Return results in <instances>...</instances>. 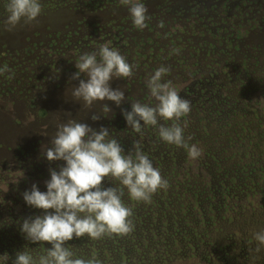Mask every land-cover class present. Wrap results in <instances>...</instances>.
<instances>
[{"label": "rangeland", "instance_id": "374dc122", "mask_svg": "<svg viewBox=\"0 0 264 264\" xmlns=\"http://www.w3.org/2000/svg\"><path fill=\"white\" fill-rule=\"evenodd\" d=\"M140 2L146 6L149 17L147 27L142 30L133 23L130 5L122 4L121 0H109L106 9L101 5L100 9H93L99 0L42 8L37 20L21 21L12 30L7 25L8 12L0 10V69L5 70L0 73V264H12L14 249L15 256L24 250L38 258L51 247L39 242L31 248V242L21 232L24 219L44 214L29 207L23 193L33 184L46 192L49 169L58 171L64 166L63 161L48 162L43 152L44 147L51 146L57 126L69 119L87 123L96 130L102 126L109 128L111 137L118 140L125 154L134 152V145L139 144L161 173H166L168 166L174 170L173 159L179 156L176 163L184 175L171 181L173 185L179 184L183 189L182 183L188 184L190 170L193 177L189 183L202 182L194 174L202 171V167L190 157L189 163H184L182 147L164 142L157 128L150 125H143L142 131L136 132L128 127L122 115L123 110L131 111V103L137 101L154 106L146 85L149 76L162 65L170 68L162 82L170 81L183 98L191 101V112L180 121L185 138L189 145H197L204 150L202 155L209 157L207 165L221 176L217 184L224 194L213 201L203 199L206 217L188 215V201H180L174 211L171 204L160 203L157 194L151 198L152 215L159 208L164 209L162 212L169 211L168 221L165 218L161 224L169 223L168 235L176 234L181 241L175 250L177 261L171 263L264 264V245L255 239L257 232L264 231V194L248 199L249 215L240 214L247 199L238 194L248 187L264 186V0ZM102 44L119 50L134 66L132 77L110 82L113 89L125 91V101L120 107L106 102L110 112L105 110V102L86 106L72 95V87L79 85L78 80L71 78L77 72L75 64L80 55L97 51ZM84 78L87 77L82 74L81 79ZM92 115L100 119L93 121ZM160 123L170 126L173 121ZM167 155L170 158L160 165L158 161ZM103 187L122 190V201L133 212L128 190L121 188L118 180L105 178ZM224 202L234 207L230 211L224 207L220 213L218 207L214 209ZM134 209L140 211L137 219L150 233L146 241H153L157 235L159 239L166 236L162 227L157 229L149 223L146 202ZM211 210L224 219L213 221ZM214 228L218 229L216 234L212 233ZM203 232L207 238L201 244L196 235ZM229 233H234L238 241L248 239L244 249L247 247L249 256H241V245H233L204 260L202 251L204 248L212 251L209 247L212 237L230 243L226 241ZM128 236L103 237L115 242ZM116 245L111 244L108 249L116 251L119 248ZM125 249L128 259L133 260L134 253Z\"/></svg>", "mask_w": 264, "mask_h": 264}, {"label": "clouds", "instance_id": "9594fccd", "mask_svg": "<svg viewBox=\"0 0 264 264\" xmlns=\"http://www.w3.org/2000/svg\"><path fill=\"white\" fill-rule=\"evenodd\" d=\"M121 3L130 5L128 10L135 27L141 30L147 27L148 10L140 0H121ZM6 10L7 25L12 30L21 21L37 20L42 6L39 0H9ZM75 66L77 72L71 79L79 81L78 87H72V95L77 100H82L86 106L105 102L104 108L109 112L111 109L106 102L120 107L125 101V91L113 89L110 82L132 77L134 66L119 50L102 44L97 51L80 55ZM3 71L0 69V73ZM169 72L170 68L162 65L147 80L154 106L137 101L131 103V111L123 110L122 115L128 127L136 132H141L143 125L157 128L164 142L186 148L189 157L197 159L202 149L189 145L180 124L181 118L191 112V101L183 98L170 81L162 82ZM82 74L87 78L81 79ZM91 119L97 121L100 117L92 115ZM161 120L173 123L165 126ZM50 145L44 147L43 152L47 161H63L64 166L58 171L49 169L46 192L33 184L23 193L25 203L44 214L24 219L20 230L31 243L44 242L51 247L46 255L38 258L28 251L17 252L12 264H101L95 258H76L67 242L74 237L99 240L105 234L126 236L133 231L130 219L133 213L122 201L123 191L115 187L105 189V178L118 180L128 190L130 198L138 202H150L154 193L169 187L168 181L139 144L134 145V152L125 154L118 140L111 137L110 129L103 126L96 130L87 123L69 119L57 126ZM255 239L264 245V231L257 232Z\"/></svg>", "mask_w": 264, "mask_h": 264}, {"label": "trees", "instance_id": "16d2710c", "mask_svg": "<svg viewBox=\"0 0 264 264\" xmlns=\"http://www.w3.org/2000/svg\"><path fill=\"white\" fill-rule=\"evenodd\" d=\"M80 2V0H50L47 5L52 6V7H61V6H66V5H74L75 3ZM109 2V0H100L99 4L95 5L93 9L99 8V5H101L102 8L106 9V4ZM100 9V8H99ZM245 88V85L243 86ZM185 133V129H184ZM186 137V134H184ZM182 149L185 151V156H182L184 163L186 161L189 163V154L188 150L186 148ZM204 151V150H202ZM170 155H167L163 157V159H160L158 162L160 165H162L163 160L169 159ZM179 159V156L175 157L174 164L175 168L174 170L172 169L171 166L166 167V173H161V176L165 178L168 181L169 187L165 190H159L156 193H154L152 197L157 194V196L160 198V203H165L168 206L171 204L173 206L174 211L177 210V205L178 203L180 204L181 202H189L188 209L186 210V213L188 215L192 214H200L201 217H206L208 214V211H205L204 208H202V203L203 199L208 198L210 200H215L218 198L220 195L221 198H223L222 190L220 188V185L218 186V176L221 177L218 174V171H212V169L208 166L209 165V157L205 155H201L197 159H192L195 160V162L199 165V168L202 167V171H199L195 176L198 177L199 180L202 182H199L197 184H190L189 182L192 181V177L190 172L191 170L187 173V179H188V184L184 185L185 182L182 183L183 189L179 187V184L173 185L171 181L178 179L182 177L183 172L179 171L181 170L176 161ZM206 163V164H205ZM208 164V165H207ZM186 165V164H185ZM159 169V167H157ZM190 168V167H189ZM205 168H210L208 171ZM185 173V172H184ZM174 181V182H175ZM120 187L122 188L121 184ZM206 188H211V191L205 190ZM229 189V188H228ZM240 196L242 198L247 199L243 205V210L240 211V214L242 215L243 213L249 215V212H247L248 206L246 202L248 199H251L253 197H256L257 195L264 194V186L263 187H258L255 186L253 187H248L245 189H242ZM239 197V196H237ZM227 201V200H226ZM143 203V201H135L131 199L130 204L133 209V215L130 217V219L135 223L134 224V229L133 231L129 234L127 239H123L121 241L117 240L115 242H109L108 237H102L99 240H93L87 236L81 237L79 239L75 238L72 241H69V244H71L72 250L75 254L76 258H82V259H98L101 264H120L122 261L123 264H172L175 263L177 260L175 257L178 255V251L176 247L178 245L179 238H177L176 234H171L168 235V224L165 221L161 224V221H163L165 218L168 221V212H162L164 209L159 208V211H156L154 215H152L153 209V203L152 201L146 202V207H149V212L146 214V217H149L148 221L151 223V226L156 227L157 229H161V227L166 231L165 237L163 239H159L158 235L153 237V241H146L145 238L150 235L149 231L147 229H144V223H142L140 220L138 221V212L137 209H134V207L140 206ZM220 204V203H219ZM167 206V207H168ZM218 207V208H217ZM225 210H231L234 205H227V202H224V205L216 206L214 209L217 208V211L223 212ZM142 211V210H141ZM218 212H215V210H211V219L213 221L218 219H224V217L219 214ZM141 218V217H140ZM175 221L177 216L172 217ZM172 219V220H173ZM172 221V222H174ZM175 225L177 226V223L174 222ZM143 230V232H142ZM213 232L216 234V231H218L217 228L212 229ZM211 232V231H210ZM154 234V232H152ZM190 235V234H188ZM118 236V235H117ZM170 236V238L168 237ZM172 238V239H171ZM196 238L199 239L200 241L204 240L207 238L206 233H202L201 235H196ZM214 238L213 242H209V247H212V251H209L207 248H204L202 251V254L204 256V260H208L209 257H211V254L217 253V251H224V249H228L233 245H238V247H242L240 251L241 256H249L247 247L246 250L244 249L245 244H249L248 239H245L244 242L238 241L236 238V235L234 233H229L228 236L226 237V241L230 243H224L220 238L212 237ZM201 241V244H202ZM239 242V243H238ZM110 243V244H109ZM207 243V241H206ZM101 244V246H100ZM111 244H117L119 248L114 251L108 249ZM201 244H198V247L201 246ZM208 244V243H207ZM33 243H30L29 246L32 248ZM206 245V244H205ZM151 246V247H150ZM125 248H128L131 253H134V258L133 260H129L126 253L127 250ZM15 252L16 250L12 251L13 257L15 259ZM29 252V251H28ZM225 252V251H224ZM30 253V252H29ZM31 254V253H30ZM33 254V253H32ZM103 254H105L103 256ZM118 254V255H117ZM34 256V255H33ZM122 258H119V257ZM35 258V256H34ZM108 259L110 263H107ZM172 259V260H171ZM169 260H171L169 262ZM174 261V262H173ZM169 262V263H168ZM172 262V263H171Z\"/></svg>", "mask_w": 264, "mask_h": 264}, {"label": "flooded vegetation", "instance_id": "af4514ba", "mask_svg": "<svg viewBox=\"0 0 264 264\" xmlns=\"http://www.w3.org/2000/svg\"><path fill=\"white\" fill-rule=\"evenodd\" d=\"M50 0H39V2H40V4H41V6H42V8H46V9H50V8H63V7H67V6H70V4L69 5H66V6H61V7H52V6H49V5H47L48 4V2H49ZM100 1V0H99ZM8 2H9V0H0V10H1V12H3V13H5V14H7V10H6V6H7V4H8ZM82 2H83V0H82ZM76 4V3H75ZM94 7H95V5H94ZM93 7V8H94ZM4 14V15H5Z\"/></svg>", "mask_w": 264, "mask_h": 264}]
</instances>
